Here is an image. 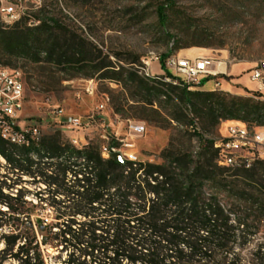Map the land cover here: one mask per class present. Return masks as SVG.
Masks as SVG:
<instances>
[{
	"label": "trees",
	"instance_id": "1",
	"mask_svg": "<svg viewBox=\"0 0 264 264\" xmlns=\"http://www.w3.org/2000/svg\"><path fill=\"white\" fill-rule=\"evenodd\" d=\"M173 9V0L157 6L163 28L168 26ZM37 12L34 19L24 14L12 26H0V55L25 56L34 63L47 62L68 72L91 68L86 76L121 84L128 93L126 99L136 105L164 108L163 103L168 104L172 118L191 126L193 134L202 140L203 152L199 155L209 154L210 164L219 157L214 145L217 135L213 134L223 121L264 127L261 91L247 89L249 95H238L201 90L197 87L211 77L190 85L169 70L168 58L186 47L181 42H174L159 57L165 76L152 78L139 69L112 62L102 49L65 30L44 6ZM167 37L174 39L170 34ZM194 44L206 43L202 40ZM0 66L13 67L2 65L1 59ZM231 78L220 75L216 81ZM28 138L29 142L19 146L0 137V154L8 163V171L0 174V205L6 207H0V229L8 223L18 228L32 193L25 187L30 180L24 174L37 167L46 181L42 186L37 180L40 189L32 194L50 206L52 220H37L41 242L30 226V217H39L34 211L25 215L28 222L21 223L24 231H1L0 255L5 254L6 260L46 264L40 246L51 240L59 246L50 255L49 264H206L217 260L220 245L212 240L227 237L224 227L230 220L217 193H206L207 169L200 162L194 163L190 153L179 148L165 150L163 157L168 163L163 166L151 161L104 158L98 144L77 148L63 140L60 132L39 140L30 134ZM235 170L264 194V160L256 159L250 166ZM12 172L18 174L10 176ZM217 189L215 186L213 190ZM189 236L195 241H188ZM102 255L106 258L97 263Z\"/></svg>",
	"mask_w": 264,
	"mask_h": 264
},
{
	"label": "rangeland",
	"instance_id": "2",
	"mask_svg": "<svg viewBox=\"0 0 264 264\" xmlns=\"http://www.w3.org/2000/svg\"><path fill=\"white\" fill-rule=\"evenodd\" d=\"M162 1L165 0H0V3L17 4L18 10L24 9L27 19L37 17L39 7L44 6L65 30L102 49L112 62L128 69H139L143 75L152 78L165 76L159 57L179 41L186 46L184 49L194 48L210 58L213 70L218 62L226 63L227 69L218 72V77L208 75L194 85H199L207 77L216 81L220 75H229L233 66L235 73L254 82L257 90L264 93V0H173L174 9L169 11L166 28L160 25L157 13V6ZM1 25L6 26L8 22L0 16ZM167 34L174 39L168 38ZM202 40L205 45L194 44ZM0 56L2 65L20 67L24 72V106L18 113L13 128L15 133L22 134L37 127L34 139L39 140L60 132L63 140L70 141L77 148L95 143L102 152L103 145H113L117 141L112 136L101 138L104 129L95 124L77 131L59 128L54 109L61 106L68 112L85 115L103 102L104 95H107L105 129L108 132L113 133L116 129V115L146 124V133L137 139L135 151L138 160L166 166L168 162L163 157L164 151L179 148L190 153L194 163L200 162L207 169L209 181L205 184L206 193H217L220 204L227 209L230 222L224 227L227 237L212 240L220 245L217 260L212 259L206 264H264V194L235 170L239 166H228L218 156L210 164L209 154L199 155L203 152L202 140L193 134L191 126L172 118L168 104L163 103L164 108L136 105L126 99L128 93L121 84L86 76L91 68H84L81 73L76 70L68 72L47 62L34 63L25 56ZM255 70L262 72L261 79H252ZM172 73L177 76L175 70ZM166 81L172 79L166 78ZM244 95H249L247 90ZM116 108L121 112H117ZM222 123L213 136L226 134L227 125ZM257 130L264 131V128ZM0 137L12 143L10 138L2 134ZM75 139L76 144L73 142ZM7 166L6 159L0 154V174L8 171ZM17 174L9 173L10 176ZM24 177L30 180L25 187L32 193L40 189V184L45 186L46 179L39 167L28 170ZM37 180L42 183L38 184ZM215 186L217 190H213ZM32 193L28 195L29 202L22 220L19 225L16 224L18 228L14 223H8L0 232H11L15 228L24 231L22 225L28 222L25 215L34 211L39 217L31 216L30 226L41 242L43 237L38 231L37 220L49 223L52 216L50 206L40 202ZM0 207L6 208L3 205ZM189 238L188 241H195ZM58 246L53 240L48 244L41 243L46 264L50 263V255L56 252ZM5 256L0 255V264H19L18 261L6 260ZM98 258L100 261L97 263H101L106 256Z\"/></svg>",
	"mask_w": 264,
	"mask_h": 264
},
{
	"label": "built area",
	"instance_id": "3",
	"mask_svg": "<svg viewBox=\"0 0 264 264\" xmlns=\"http://www.w3.org/2000/svg\"><path fill=\"white\" fill-rule=\"evenodd\" d=\"M1 18L15 16V23L25 14L24 9L18 10V5L10 2L0 3ZM8 23L6 26H12ZM213 61L208 57L185 58L176 54L171 55L167 60V67L172 72L175 70L183 82L194 85L200 78L212 75L216 76L220 70L211 69ZM223 62H218L217 67ZM222 73V72H221ZM253 80H259L262 72L253 71ZM90 90V88H88ZM25 85L24 72L20 67L0 66V131L6 137H17L20 142H29L28 134L33 138L38 133V128H31L22 134L15 133L13 128L16 125L18 113L24 106ZM104 101L98 104L91 112L80 115L68 112L61 106L54 109L57 125L61 129L81 130L95 124L104 129L101 138L108 139L112 136L117 141L116 146L103 145L102 155L110 157L113 152L119 151L124 159L138 161L135 148L137 139L143 136L147 127L146 124L132 119H123L116 115V129L113 133L106 128V105L109 97L104 95ZM259 127L249 128L245 123H237L227 127L226 134L222 137H215V148L218 149L219 158L222 163L236 166H250L252 157H259L264 160V131H258ZM264 128V127H263ZM75 144L77 140L73 141ZM237 161L241 163L238 164Z\"/></svg>",
	"mask_w": 264,
	"mask_h": 264
},
{
	"label": "crops",
	"instance_id": "4",
	"mask_svg": "<svg viewBox=\"0 0 264 264\" xmlns=\"http://www.w3.org/2000/svg\"><path fill=\"white\" fill-rule=\"evenodd\" d=\"M176 55L180 57L192 58V59L207 57V56H203L202 53H200L198 50L194 48L181 49L179 52L176 53ZM224 64L226 65V63ZM234 68L235 67L231 66L230 69L231 73H229V75H231L232 78L229 81H223L221 79L218 82L215 80H209L203 86H199L197 88L206 91L226 90L228 92L238 95H244V92L247 89L257 90L258 87L254 82L249 81V79H246L245 76H240L239 74L235 73ZM237 123H241V122L236 120H227L224 121L222 125L226 124L228 127L230 125Z\"/></svg>",
	"mask_w": 264,
	"mask_h": 264
},
{
	"label": "bare ground",
	"instance_id": "5",
	"mask_svg": "<svg viewBox=\"0 0 264 264\" xmlns=\"http://www.w3.org/2000/svg\"><path fill=\"white\" fill-rule=\"evenodd\" d=\"M2 20H5L7 22H15V16H8V18H2ZM214 70H220V72H225L226 65L225 64H222L221 66L217 67ZM0 134H2L3 136H5V134H3L1 131H0ZM8 138H10L11 142H13V143H18V144L25 143V142L18 141L17 137H8ZM214 145H215V141H214ZM256 159H259V157H252V161H254Z\"/></svg>",
	"mask_w": 264,
	"mask_h": 264
},
{
	"label": "water",
	"instance_id": "6",
	"mask_svg": "<svg viewBox=\"0 0 264 264\" xmlns=\"http://www.w3.org/2000/svg\"><path fill=\"white\" fill-rule=\"evenodd\" d=\"M111 157H112L113 159H115V160H119V161H123V160H124L122 154H121L119 151L113 152V153L111 154Z\"/></svg>",
	"mask_w": 264,
	"mask_h": 264
}]
</instances>
